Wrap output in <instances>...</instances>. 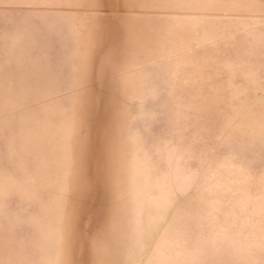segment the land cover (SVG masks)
I'll list each match as a JSON object with an SVG mask.
<instances>
[{
    "label": "rangeland",
    "instance_id": "rangeland-1",
    "mask_svg": "<svg viewBox=\"0 0 264 264\" xmlns=\"http://www.w3.org/2000/svg\"><path fill=\"white\" fill-rule=\"evenodd\" d=\"M0 264H264V0H0Z\"/></svg>",
    "mask_w": 264,
    "mask_h": 264
}]
</instances>
